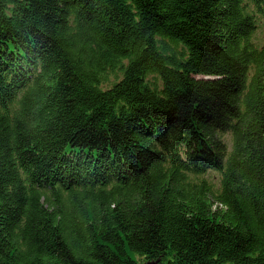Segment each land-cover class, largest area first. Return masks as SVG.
I'll return each mask as SVG.
<instances>
[{"label":"trees","instance_id":"16d2710c","mask_svg":"<svg viewBox=\"0 0 264 264\" xmlns=\"http://www.w3.org/2000/svg\"><path fill=\"white\" fill-rule=\"evenodd\" d=\"M261 25L264 0H0V264H264Z\"/></svg>","mask_w":264,"mask_h":264},{"label":"rangeland","instance_id":"374dc122","mask_svg":"<svg viewBox=\"0 0 264 264\" xmlns=\"http://www.w3.org/2000/svg\"><path fill=\"white\" fill-rule=\"evenodd\" d=\"M263 34H264V26H259V28L257 29L256 33H255V38L257 39V41H259L260 39L263 38ZM209 176L211 181H215L218 182L219 181V175L215 174V173H211ZM139 264H146V260L139 258Z\"/></svg>","mask_w":264,"mask_h":264}]
</instances>
